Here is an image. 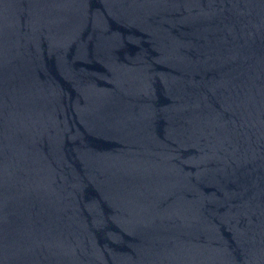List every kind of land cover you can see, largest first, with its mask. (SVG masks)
<instances>
[{
  "label": "water",
  "instance_id": "water-1",
  "mask_svg": "<svg viewBox=\"0 0 264 264\" xmlns=\"http://www.w3.org/2000/svg\"><path fill=\"white\" fill-rule=\"evenodd\" d=\"M0 264H264V0H0Z\"/></svg>",
  "mask_w": 264,
  "mask_h": 264
}]
</instances>
